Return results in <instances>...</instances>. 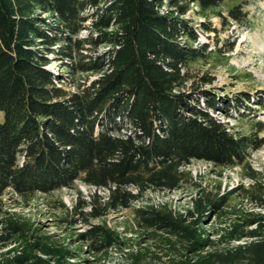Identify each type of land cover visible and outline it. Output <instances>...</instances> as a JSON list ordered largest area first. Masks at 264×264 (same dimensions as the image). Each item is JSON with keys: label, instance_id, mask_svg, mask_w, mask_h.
I'll list each match as a JSON object with an SVG mask.
<instances>
[{"label": "trees", "instance_id": "1", "mask_svg": "<svg viewBox=\"0 0 264 264\" xmlns=\"http://www.w3.org/2000/svg\"><path fill=\"white\" fill-rule=\"evenodd\" d=\"M224 1L0 0V197L8 190L50 193L76 180L103 191L70 211L88 224L79 234L87 247L78 249L99 261L130 245L94 219L130 208L150 189L182 188L193 180L184 167L194 159L241 166L251 185L222 191L220 183L217 191L197 185L185 212L167 203L138 205L134 225L170 250H186V258L172 264H264V184L249 162L264 138L233 131L213 114L234 117V111L264 107V96H222L206 88L211 75L195 79L190 72L209 52L207 43L197 44L199 34L185 15L192 4L205 14ZM216 12L225 22L244 19L242 3L228 15ZM200 24L209 32L210 24ZM85 28L87 36L79 37ZM100 46L106 47L101 53L84 52ZM50 53L65 60V73L47 67ZM91 73L96 78L88 82ZM235 192L262 210L229 206ZM211 216L220 227L208 232ZM0 230L1 242L26 243L0 264L66 262L67 251L51 247L27 220L2 214Z\"/></svg>", "mask_w": 264, "mask_h": 264}, {"label": "rangeland", "instance_id": "2", "mask_svg": "<svg viewBox=\"0 0 264 264\" xmlns=\"http://www.w3.org/2000/svg\"><path fill=\"white\" fill-rule=\"evenodd\" d=\"M238 3L243 4L244 19L241 23L231 20L225 22L217 15L218 10L228 15V9ZM185 16L192 20L193 27L199 34L197 44H208V56L190 64V72L194 78L198 79L204 74L211 75L214 78L213 83L206 85V88L222 96L234 97L243 92L255 98L264 96V0H225L220 7L209 9L205 14H200L198 7L192 4ZM202 21L210 24L209 32L201 28ZM87 34L88 29L85 28L78 36L85 37ZM231 41L236 42L235 47L232 51H226ZM105 49L106 47L100 46L84 52L101 53ZM49 57L51 61L47 67L50 70L58 73L67 71L65 60L51 53ZM76 77L80 82L85 80V75L78 73ZM94 78H96L95 73H91L87 81ZM65 87L70 90L77 88L72 84H65ZM254 107L256 108L250 111L243 110L241 114L234 111V117L225 116L217 111L213 114L228 122L233 131L258 134L259 137L264 138V107L256 105ZM0 117L2 118V112ZM249 162L259 173V178L264 184V144L251 153ZM184 170L191 172L193 180L185 181L182 188L175 191L150 189L145 192L143 200L134 202L130 208L110 211L105 217L93 220V222L105 221L123 237L129 238L127 241L130 245L129 249H113L109 257L103 260H93L94 254L78 249L81 246L87 247V243L79 234L87 229L88 224L80 220L82 215L78 212L70 211L75 203L79 200H89L94 192L100 196L104 195L103 191H95L94 187L81 180H76L70 187H62L50 193L36 192L20 196L8 190L0 197L2 209L0 217L2 214H13L15 217L27 220L38 229L36 234L44 237L51 247L67 251L64 264H131L135 258L139 259V264H172L173 261L185 259L186 250L182 247L178 251L170 250L163 244L146 237L144 230L134 225L135 207L147 203H167L173 209L185 212L191 205L193 196L196 195L197 185L217 191L220 183L222 191L240 184L249 186L254 183L241 166L224 168L205 160L194 159L184 167ZM99 201L102 199L96 197L95 203L98 204ZM235 205L248 210H262L255 202L244 199L239 192H235L229 202V206ZM204 226L208 232L214 227H220L219 218L211 216L205 221ZM24 246L26 243L22 240L16 243L0 241V262L5 257L20 253L24 250ZM37 255L44 256L39 252Z\"/></svg>", "mask_w": 264, "mask_h": 264}]
</instances>
